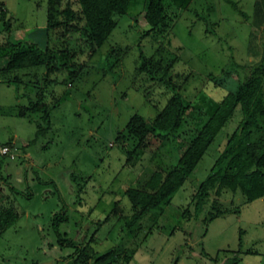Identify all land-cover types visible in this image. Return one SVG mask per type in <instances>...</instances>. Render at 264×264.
<instances>
[{
  "label": "rangeland",
  "instance_id": "1",
  "mask_svg": "<svg viewBox=\"0 0 264 264\" xmlns=\"http://www.w3.org/2000/svg\"><path fill=\"white\" fill-rule=\"evenodd\" d=\"M5 1L20 35L27 38L42 29L38 37L46 45L48 0H0V5ZM68 1L61 0L59 10ZM70 1L79 7L77 0ZM144 5L145 0H132L110 38L94 52L81 34L68 41L60 35L62 30L53 31L50 45L56 58L75 64L76 70L62 67L46 73L41 65L21 71L22 82L10 85L0 79V142L11 143L18 132L21 144L22 137L36 136L39 124L47 126L41 110L20 114L38 90L49 103L60 100L51 110L50 128L30 148L34 157L23 154L22 143L19 157L0 166V212L19 214L0 234V264H73L79 253L61 245L54 229L55 214L64 204L69 220L61 224L62 233L83 246L91 244L97 252L123 239L136 249L127 264H174L177 258V264H224L241 238L243 248L254 252L238 264H264V197L245 202L241 190L225 187L217 195V183L199 217L185 212L240 128V107L165 213H147L136 234L125 229V216L134 212L127 188L141 186L159 168L171 170L222 97L235 87L237 61L246 76L264 51V0H171L168 25L145 36ZM142 50L150 56L156 77L141 69ZM167 70L190 105L186 126L177 142L168 138L137 149L138 140L127 124L135 113L154 118L167 104L174 91L159 78ZM16 94H22L20 101ZM258 136L256 132L254 139ZM213 205L232 212L214 216ZM85 254L77 264H92Z\"/></svg>",
  "mask_w": 264,
  "mask_h": 264
},
{
  "label": "trees",
  "instance_id": "2",
  "mask_svg": "<svg viewBox=\"0 0 264 264\" xmlns=\"http://www.w3.org/2000/svg\"><path fill=\"white\" fill-rule=\"evenodd\" d=\"M132 0H77L78 8L73 2H67V7L59 10L61 0H48L47 5V35L46 45L41 46L35 41L24 43L22 40L16 43V48L10 53L7 65L0 70V78L4 81L22 82L20 74L22 70L44 65L46 73L61 70L67 67L76 70L75 64L61 62L56 58V49L50 45L52 32L62 30L61 36L71 41L75 34H81L92 51H96L112 35L118 26L119 16L129 12ZM171 0H145L144 17L148 24L143 36L149 35L168 25L170 18L168 4ZM0 19L3 21L1 31L12 30L13 21L8 17L5 2L0 5ZM84 21V24H81ZM264 44V39H263ZM150 56L144 50L141 52V69L156 77V72L149 65ZM237 61L238 82L235 87L227 92L220 100L218 106L199 129L195 138L180 152L174 167L166 172L163 168L155 170L141 186L127 188L126 194L131 201L134 212L126 215V227L131 234H136L141 228L140 220L147 213L162 215L172 203L175 194L192 176L199 162L203 159L219 133L229 123L238 107L243 112L240 128L237 129L216 160L209 176L202 181L193 194L186 213L199 217L205 210L208 198L214 194L215 185L220 184L216 190L217 195L221 188L235 191L241 190L245 202L264 197V51L262 57L250 67L249 73L244 76ZM38 76V74H37ZM173 91L167 104L154 118H149L141 113H135L127 124L128 132L138 140V148L148 149L155 143L165 139L177 142L180 134L186 126V114L190 108L184 93L173 82L170 72L167 70L159 77ZM31 82V81H29ZM37 98L30 99L29 104L23 105L20 114L26 116L31 111L41 110L47 126L39 124L36 137L24 144H33L38 136L50 128V114L52 108L60 104V100L49 103L45 93L38 90ZM45 123V124H46ZM240 131V132H239ZM259 136L255 140L254 134ZM13 142V141H12ZM10 143V142H6ZM5 143V144H6ZM1 159L0 166L4 162ZM192 207L194 210H192ZM64 204L60 213L55 214L54 229L61 245L73 246L79 253V257L85 254L92 258V264H121L122 258L129 263L135 256L136 249L125 245L122 239L104 252H97L91 244L83 246L67 234L61 232V224L69 220L65 212ZM117 210V209H116ZM115 210V211H116ZM214 216L226 215L232 212V208H219L212 206ZM19 214L13 210L0 212V234L18 220ZM109 219V216L105 220ZM241 238L240 247L229 256L224 264H238L243 256L253 253V249L243 248ZM78 257V258H79ZM214 256V261L217 262ZM78 258L73 264L78 263ZM178 258L174 264H177ZM217 264V263H216Z\"/></svg>",
  "mask_w": 264,
  "mask_h": 264
},
{
  "label": "crops",
  "instance_id": "3",
  "mask_svg": "<svg viewBox=\"0 0 264 264\" xmlns=\"http://www.w3.org/2000/svg\"><path fill=\"white\" fill-rule=\"evenodd\" d=\"M239 1V0H238ZM259 1H255V3L258 4ZM5 8L8 10V17H11L13 18L12 16V13H11V8H10V5H9V2L8 1H5ZM15 16V15H14ZM16 17V16H15ZM259 18H262V17H259ZM47 23V22H46ZM46 23L44 22L43 23V26L46 25ZM261 24L263 25L264 27V22H261ZM44 29V28H43ZM42 30V29H41ZM41 30H37L36 32L33 31L31 34L27 35L26 37L27 38H24L20 35V33L18 32L17 29H15L13 26H12V30L11 32L10 31H1L0 32V70L2 68H4L6 65H7V62H8V59H9V56H10V53L16 48V43L20 40H22L24 43L26 42H30V41H35V42H40V40L42 39V37H40V40H39V35H41ZM41 46H45L43 45V42H40L39 43ZM46 44V43H44ZM36 68V67H34ZM34 68H29V69H34ZM22 71H28L27 69L25 70H22ZM1 76V75H0ZM1 79V78H0ZM3 82H4V79H2ZM17 83V81H12L10 82V85L13 84V83ZM8 83V82H7ZM22 94H16V97L18 99V101H20V98ZM24 105H27V104H24ZM37 135V134H36ZM21 135H19L18 132H15L14 134V139L12 140L13 142H16L17 145H22L25 144L26 142H28L29 140H31L30 138H27V137H22V141H21V144H19V142L17 141V138H20ZM36 137V136H35ZM34 138V137H33ZM32 138V139H33ZM0 143H4V142H0ZM35 144H37V142L35 141L34 142ZM33 143V144H34ZM27 145L26 150L25 152H23V154H25L26 157L28 158H31V157H34L30 148L31 146L33 145ZM6 161V160H5ZM32 161V160H31ZM36 162H33V164H35ZM23 165V164H22ZM21 166H19L20 168ZM18 168V167H17ZM16 168V169H17ZM19 173H21L22 171L21 170H18Z\"/></svg>",
  "mask_w": 264,
  "mask_h": 264
},
{
  "label": "built area",
  "instance_id": "4",
  "mask_svg": "<svg viewBox=\"0 0 264 264\" xmlns=\"http://www.w3.org/2000/svg\"><path fill=\"white\" fill-rule=\"evenodd\" d=\"M20 146L16 142L11 143H0V161L4 160H15L19 157Z\"/></svg>",
  "mask_w": 264,
  "mask_h": 264
},
{
  "label": "bare ground",
  "instance_id": "5",
  "mask_svg": "<svg viewBox=\"0 0 264 264\" xmlns=\"http://www.w3.org/2000/svg\"><path fill=\"white\" fill-rule=\"evenodd\" d=\"M7 144V143H6Z\"/></svg>",
  "mask_w": 264,
  "mask_h": 264
}]
</instances>
